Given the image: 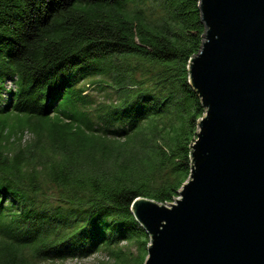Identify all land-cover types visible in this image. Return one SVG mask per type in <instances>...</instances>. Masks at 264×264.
<instances>
[{
  "label": "trees",
  "instance_id": "16d2710c",
  "mask_svg": "<svg viewBox=\"0 0 264 264\" xmlns=\"http://www.w3.org/2000/svg\"><path fill=\"white\" fill-rule=\"evenodd\" d=\"M199 2L0 0V264L101 249L144 264L132 203L179 196L206 112L188 69ZM91 76L117 98L91 108L79 87ZM132 241L137 254L118 247Z\"/></svg>",
  "mask_w": 264,
  "mask_h": 264
},
{
  "label": "water",
  "instance_id": "95a60500",
  "mask_svg": "<svg viewBox=\"0 0 264 264\" xmlns=\"http://www.w3.org/2000/svg\"><path fill=\"white\" fill-rule=\"evenodd\" d=\"M189 82L206 112L191 172L168 204L137 197L144 264H264V0H200Z\"/></svg>",
  "mask_w": 264,
  "mask_h": 264
},
{
  "label": "rangeland",
  "instance_id": "374dc122",
  "mask_svg": "<svg viewBox=\"0 0 264 264\" xmlns=\"http://www.w3.org/2000/svg\"><path fill=\"white\" fill-rule=\"evenodd\" d=\"M6 87L7 89H10L13 88L14 85L10 82H7ZM79 87L84 88L83 94L86 96L88 101H90L91 108L97 107V105H100L101 103H109L110 101L117 98L114 89L107 84L103 76H91L83 80ZM6 96L7 94H3L4 98ZM31 136V134H27L26 138L29 139ZM118 247H122L124 251L127 252L131 251L134 254L138 253V247L135 241L122 242V244ZM115 261L116 260L110 256L108 250L101 249L98 252L85 258H72L64 261H58L55 264H115Z\"/></svg>",
  "mask_w": 264,
  "mask_h": 264
}]
</instances>
